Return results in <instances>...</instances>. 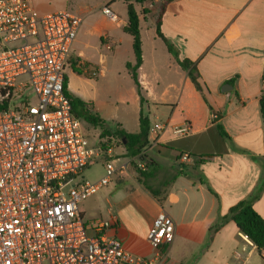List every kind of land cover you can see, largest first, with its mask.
Listing matches in <instances>:
<instances>
[{
  "label": "crops",
  "instance_id": "obj_1",
  "mask_svg": "<svg viewBox=\"0 0 264 264\" xmlns=\"http://www.w3.org/2000/svg\"><path fill=\"white\" fill-rule=\"evenodd\" d=\"M30 1L41 15L61 12L52 4ZM116 4V0H105L103 7L109 6L115 12ZM135 8L140 17L143 50L138 77L151 123L150 143L158 140L154 146L149 143L143 152L151 162L149 179L160 178L164 172V179H156L161 192L154 189L158 192L154 197L137 176L126 182L117 176L83 202L85 210L94 204L100 219L118 223L112 234L126 250L138 257L154 258L157 251L147 237L157 214L165 209L175 222V239L160 250L155 264H183L195 256H200L203 264H241L234 261V252L243 255V264H264L263 254L233 221L225 220L229 210L244 200H249L264 219V0H174L168 4L161 32L178 58L194 65L200 90L157 35L158 9L148 2L135 4ZM143 10L149 13L144 15ZM117 15L120 23L109 20L101 10L90 28V35L97 39L98 55L103 52L101 60L99 56L87 58L78 37L72 56L92 64V72L98 71V75L92 76L91 72V78L98 80L110 73L114 78V66L121 62L130 87V97L124 101L128 106L130 100L134 106L138 131L118 126L137 133L141 103L127 69V63L135 64V55L134 59L124 60L118 52L129 34L125 31L127 8ZM70 70L66 75L71 92L73 81L77 83L76 91L80 90L78 86L93 81ZM225 85L231 87L222 91ZM93 111L97 112L94 103ZM213 112L221 114L219 121H214ZM159 125L164 129L156 135L152 129ZM160 146L167 148L164 153ZM125 152V147L113 148L112 155ZM184 157H188L187 162ZM104 174L105 170L100 177ZM222 221L221 226L212 228Z\"/></svg>",
  "mask_w": 264,
  "mask_h": 264
},
{
  "label": "built area",
  "instance_id": "obj_2",
  "mask_svg": "<svg viewBox=\"0 0 264 264\" xmlns=\"http://www.w3.org/2000/svg\"><path fill=\"white\" fill-rule=\"evenodd\" d=\"M102 13L120 23L109 6ZM82 23L67 11L41 15L30 0H0V264H155L175 239V222L161 209L147 237L157 254L138 257L112 234L115 220L83 215V202L128 165L112 156L118 137L90 139L66 94ZM100 162L104 176L85 179ZM233 258L245 262L240 252Z\"/></svg>",
  "mask_w": 264,
  "mask_h": 264
},
{
  "label": "rangeland",
  "instance_id": "obj_3",
  "mask_svg": "<svg viewBox=\"0 0 264 264\" xmlns=\"http://www.w3.org/2000/svg\"><path fill=\"white\" fill-rule=\"evenodd\" d=\"M34 1L36 3L45 2L48 4H52L58 9L57 11H67L74 15L82 17L83 23L78 33V39L81 40L82 42V44L80 45V49L84 50L87 53L86 55L87 58L92 59L99 56V60H101V56L103 55V52L102 51L99 52L98 55L97 39L90 35V28L92 26L94 18H96L98 15L101 14L103 2H105V0H34ZM116 2H117L116 8H114L115 12H117V14L118 13L123 14L127 8L126 2L124 0H116ZM147 2L154 9L157 8L160 4V1L153 3L151 2V0H148ZM151 3L153 4L151 5ZM134 4L136 3L134 2ZM142 24L143 27L145 28L144 21H142ZM118 52H120V58H123L124 60H129L131 58L134 59V53L132 49V37L129 34L123 38V42L121 46L118 48ZM77 58L75 56L71 57L69 61V65L67 66L66 69L68 73H71L70 68L72 64H74V61L77 60ZM83 62H87V60H83ZM114 68H115L114 78L110 76L111 73L106 77L100 78L99 80L97 77L89 78V80H93V81L87 82L85 85L78 86V89H80L79 91H76L74 89L77 83H74L73 81V83H71L72 92L86 101L93 102L97 108V112L104 120H106L110 128H115L118 125H123L129 131L136 132L138 131L137 128L138 116L130 100L128 101L129 103L128 106L125 105L124 100L130 97L129 95L130 87L129 84L127 83V80L125 79V74H124L125 72L123 71L121 62L116 63ZM117 74H119V76H116ZM70 76L72 77V79L75 78L73 74H71ZM146 113L148 115L147 111ZM84 130L86 134L90 137V139L94 142L97 141L96 133L98 134V136H100L101 133L99 129L95 128L96 130L95 131L91 125H86V124H84ZM123 147L124 145L121 142L120 143L116 142L115 145L113 146L114 149L117 148L122 149ZM113 157L120 158L121 159L120 162L125 161L128 164V168H127L128 173H125V175L123 176H121V174L118 175L119 178L120 177L123 178L121 179V182L123 180L125 182L130 181L131 179L135 178L137 176L136 168L140 167V164L142 163H144L146 167H148L145 168L144 170L147 172L150 171L151 162L148 157L146 159V162L144 161L141 162L137 158L127 157L126 152L123 154H116ZM120 162H118V164ZM103 167L104 166H102L100 162L96 166L90 168V170H87L84 173L85 179H88L90 181L91 180L96 181L100 179L101 178L100 175L104 171ZM163 173L164 172H161L160 178L156 177L155 179L148 180V184L151 185L153 189H159L160 192H161V185L156 182V179H161V180L164 179ZM89 203H91V201ZM93 205L94 204H91V207L90 208L88 207L85 210L86 205L85 203L83 204V208L86 211V220L88 222H92L95 219L101 218L100 213L98 212V210L94 209ZM180 257L181 255H178L179 259ZM201 261L202 259H200V256H195L189 262H184L183 264H203Z\"/></svg>",
  "mask_w": 264,
  "mask_h": 264
},
{
  "label": "trees",
  "instance_id": "obj_4",
  "mask_svg": "<svg viewBox=\"0 0 264 264\" xmlns=\"http://www.w3.org/2000/svg\"><path fill=\"white\" fill-rule=\"evenodd\" d=\"M127 4V15H128V25L125 28V31L129 33L133 37V52L135 55V64L132 65L127 63V69L131 72L132 79L135 83L137 93L140 98L141 109L139 115V126L140 130L137 133H129L125 129L120 126H116L115 128H110L99 113L93 111V103L86 102L80 97L76 96L73 92L69 90V78L65 75V89L66 94L71 100L72 108L74 113L80 117L85 123L92 125L94 128L99 129L101 131L100 137H111L116 136L121 140V143L124 145L126 149L127 157L137 158L141 162H146L147 157L144 155L143 151L147 148L150 143L149 134L151 123L144 108L145 106V98L142 94L141 84L139 82L138 77V69L141 67L143 63V50H142V41L140 34V17L136 11L135 4H140L139 0H124ZM174 0H160V4L157 7L158 9V18L156 23V32L157 35L163 39L165 42L169 52L173 54L181 66L183 70L188 73L190 80L193 82L195 87L200 90L199 84V75L195 70V67L192 63L188 61H182L178 58L175 53L173 45L164 37L161 32V24L162 18L165 13L166 7ZM148 10H143V14H148ZM93 65L87 62H83L80 59L74 61L71 68L73 72L78 75H86L88 77L91 76ZM3 106H0V109ZM261 111L264 118V96L261 99ZM219 129L223 127L220 124H217ZM167 148L160 146L159 150L163 153ZM148 168V167H146ZM136 175L138 177L139 183L154 197L158 196V192L152 189L148 185V179L151 177V173L145 171L144 169L137 167ZM225 220L233 221L237 228L253 243V245L257 248L259 253H262L264 249V219L256 212L252 203L249 200H244L233 206ZM222 223H216L212 228H217L221 226ZM211 228V229H212ZM165 248H162L163 251Z\"/></svg>",
  "mask_w": 264,
  "mask_h": 264
},
{
  "label": "water",
  "instance_id": "obj_5",
  "mask_svg": "<svg viewBox=\"0 0 264 264\" xmlns=\"http://www.w3.org/2000/svg\"><path fill=\"white\" fill-rule=\"evenodd\" d=\"M225 87H231V86L230 85H225L222 88V91H226ZM213 117H214V121L217 122V121H219L221 119V114L213 112Z\"/></svg>",
  "mask_w": 264,
  "mask_h": 264
}]
</instances>
